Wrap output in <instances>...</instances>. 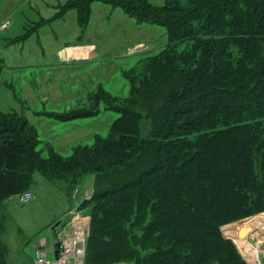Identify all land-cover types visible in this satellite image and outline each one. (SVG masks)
<instances>
[{
	"label": "trees",
	"instance_id": "1",
	"mask_svg": "<svg viewBox=\"0 0 264 264\" xmlns=\"http://www.w3.org/2000/svg\"><path fill=\"white\" fill-rule=\"evenodd\" d=\"M183 1L165 7L112 2L165 27L169 49L193 43L181 54L171 51L183 71L164 76L180 80L171 84L173 96L165 88L146 146L132 145L137 132L123 129L136 107L112 125V139H120L128 158L122 163L130 169L128 185L96 190L84 201L90 217L84 264H244L220 228L264 211V0ZM165 57L151 77L173 64ZM134 102L140 104L137 97ZM38 144L25 119L0 118V201L29 190L35 172L47 178L49 165L74 167L54 153L43 159ZM0 264H7L1 243Z\"/></svg>",
	"mask_w": 264,
	"mask_h": 264
},
{
	"label": "rangeland",
	"instance_id": "2",
	"mask_svg": "<svg viewBox=\"0 0 264 264\" xmlns=\"http://www.w3.org/2000/svg\"><path fill=\"white\" fill-rule=\"evenodd\" d=\"M113 1L117 0H0V27L8 22L0 29V118L16 114L25 119L35 129L37 151L43 159L54 153L65 165L74 166L66 170L57 163L56 171L64 172L60 178L54 175L53 165H49L47 178L35 172L29 189L35 199L28 203H21L18 196L0 201V243L7 264H35L42 239L46 240V258L53 260L49 246L56 237L51 228L71 233L74 212L83 216L76 217L75 224L82 223V218L88 220L86 240L90 222L86 196L128 185L130 169L122 166L128 158L119 148L120 139H112L113 123L136 107V116L126 118L122 128L137 132L132 145L145 147L155 129L153 119L159 115L156 108L165 97V88L170 92L171 84L180 80L171 74L168 80L164 78L167 73L183 71L182 62L171 51L181 54L193 41L180 42L171 50L168 46L173 41L165 27L149 24L151 17H131ZM143 1L156 7L172 2L184 6L183 0ZM151 13L164 14L163 10ZM77 46L89 47L88 57L81 61L74 56L65 58L66 49ZM165 56L173 64L157 69L151 77L153 67L167 60ZM185 67L193 68L191 64ZM140 159L148 160L146 156ZM257 208L252 206V210ZM247 219L254 227L261 226L264 211L220 228L221 237L231 238L244 264L248 244L230 237L236 234L229 228ZM251 232L243 239L248 236V243L259 244L256 250L263 264L264 233L259 234L263 228Z\"/></svg>",
	"mask_w": 264,
	"mask_h": 264
},
{
	"label": "built area",
	"instance_id": "3",
	"mask_svg": "<svg viewBox=\"0 0 264 264\" xmlns=\"http://www.w3.org/2000/svg\"><path fill=\"white\" fill-rule=\"evenodd\" d=\"M8 22L1 24L0 29H5ZM34 196L31 192L26 191L19 196L21 203H28L33 200ZM76 217H83L77 215L75 212L72 214V220L69 226H72L73 230L71 233L65 231L56 232L52 228V233L55 234V242L59 243L58 258H54L55 247L52 243L49 246V251L53 254V260L46 258L45 243L40 244L35 255V264H84L85 256V230L87 228L88 220L84 223L76 225L74 223ZM89 219V218H88ZM82 220H85L82 218ZM41 243V242H40Z\"/></svg>",
	"mask_w": 264,
	"mask_h": 264
},
{
	"label": "crops",
	"instance_id": "4",
	"mask_svg": "<svg viewBox=\"0 0 264 264\" xmlns=\"http://www.w3.org/2000/svg\"><path fill=\"white\" fill-rule=\"evenodd\" d=\"M67 51H66V55H65V58H68V57H72V56H74V59H77V60H80L81 61V59H83L84 60V58H86V57H88V50H89V47H85V48H83V47H81V46H77V47H69V48H67L66 49ZM62 53V52H61ZM76 60V61H77ZM29 191V190H28ZM29 192H31V190L29 191ZM32 193V192H31ZM33 194V193H32ZM16 196H18V198H19V195H16ZM33 196H34V199H35V195L33 194ZM86 198L87 199H89V196H86ZM249 221V222H248ZM85 222V220H83L82 221V223H84ZM82 223H77L76 225H78V224H82ZM249 223H251V226L250 227H246L245 226V233L247 232V231H249V230H253V231H256V230H258V229H260L261 230V228H263V232H259V234L260 233H264V224L263 225H261V226H256V227H254L253 225V221H250V220H245V224H248L249 225ZM247 225V226H248ZM263 226V227H262ZM248 232V233H246V234H249V233H254V232ZM231 236H233L234 237V235H231ZM239 236H242V239L239 237ZM239 236H238V234L236 235V239H234V240H237V242L239 241V243H240V241H241V245H243L244 244V242H247V244H248V248L246 249L245 248V255L247 256L246 258L247 259H245V263L246 264H256V260H257V262L259 263V264H262V262H260L259 261V259H258V251L256 250L257 249V247H258V245L259 244H257L255 241L254 242H252V243H248V241H247V239H248V236L247 237H245V238H247L246 240L245 239H243L244 238V235H240L239 234ZM260 237V236H259ZM244 241V242H243ZM260 241V240H259ZM43 243H46V240L45 239H42L41 240V246H42V244ZM39 248H40V246H39ZM263 264H264V261H263Z\"/></svg>",
	"mask_w": 264,
	"mask_h": 264
},
{
	"label": "bare ground",
	"instance_id": "5",
	"mask_svg": "<svg viewBox=\"0 0 264 264\" xmlns=\"http://www.w3.org/2000/svg\"><path fill=\"white\" fill-rule=\"evenodd\" d=\"M77 221V220H76ZM249 222V221H248ZM75 223V222H74ZM79 225V224H78ZM248 224H245V221H244V223L243 222H241L239 225H235L234 227H232V228H229V231H232V232H234L236 235L238 234V236H239V234L240 235H244L245 234V232L243 231L244 229H245V226L246 227H250L251 226V223H249V225L247 226ZM228 236H230V235H228ZM230 237H232V238H234V239H236V236H230ZM240 237V236H239ZM241 238V237H240ZM242 239V238H241ZM244 242V241H243Z\"/></svg>",
	"mask_w": 264,
	"mask_h": 264
},
{
	"label": "water",
	"instance_id": "6",
	"mask_svg": "<svg viewBox=\"0 0 264 264\" xmlns=\"http://www.w3.org/2000/svg\"><path fill=\"white\" fill-rule=\"evenodd\" d=\"M225 239H231V238L227 237ZM53 244H54L53 247L56 248L55 251H54V258L56 259V258H58V249H59L60 246H59V243H57L55 241L53 242Z\"/></svg>",
	"mask_w": 264,
	"mask_h": 264
}]
</instances>
